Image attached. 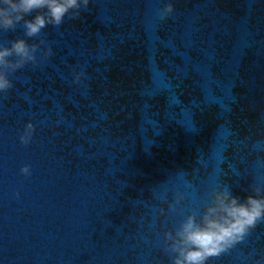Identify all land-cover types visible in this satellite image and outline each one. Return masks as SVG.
<instances>
[{
  "label": "clouds",
  "instance_id": "9594fccd",
  "mask_svg": "<svg viewBox=\"0 0 264 264\" xmlns=\"http://www.w3.org/2000/svg\"><path fill=\"white\" fill-rule=\"evenodd\" d=\"M88 4L89 0H0V32L15 31L20 26L25 37L37 38L48 26L59 28L65 17L78 18ZM156 13L164 20L174 13V6L166 3L156 9ZM43 43L40 40L30 44L18 38L10 41V46L0 44V95L6 96L13 88L12 74L28 64L44 63L53 55L51 47L41 49ZM82 74L75 76V82H79ZM33 132L34 125L27 123L19 136L20 142L28 145ZM21 172L30 175V167L23 166ZM252 192L254 195L241 200L229 187L218 185L202 212L187 214L178 226L165 232V246L172 264H206L210 258L219 257L244 241L259 223L264 222V193L259 187ZM183 199V194L176 193L175 204H169V210L175 212L176 205ZM163 211L161 208L160 212Z\"/></svg>",
  "mask_w": 264,
  "mask_h": 264
}]
</instances>
